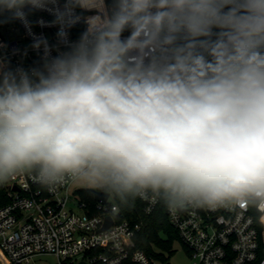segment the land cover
<instances>
[{"label":"clouds","instance_id":"obj_1","mask_svg":"<svg viewBox=\"0 0 264 264\" xmlns=\"http://www.w3.org/2000/svg\"><path fill=\"white\" fill-rule=\"evenodd\" d=\"M57 3L0 0L11 19L51 11L59 25L32 46L38 65L0 58V185L248 206L264 223V0ZM76 7L95 14L72 40Z\"/></svg>","mask_w":264,"mask_h":264},{"label":"built area","instance_id":"obj_2","mask_svg":"<svg viewBox=\"0 0 264 264\" xmlns=\"http://www.w3.org/2000/svg\"><path fill=\"white\" fill-rule=\"evenodd\" d=\"M105 4L111 8L112 0ZM56 7L64 10L65 0H58ZM25 11L26 22L13 19L0 25V58L13 68L38 65L40 57L32 46L41 41L55 44L59 30L53 12ZM94 14L85 7L70 11L75 18L69 30L72 40L78 39L85 19ZM0 189L4 190L0 195V250L7 264H35L34 259L43 255L55 256V264H159L136 248L141 223L124 218L118 204L108 197L102 202L92 194L91 202L72 186L49 191L30 175L18 176ZM139 200L145 214L160 204ZM165 213L191 264H264V223L256 209L165 207ZM106 217L112 222L101 229Z\"/></svg>","mask_w":264,"mask_h":264},{"label":"trees","instance_id":"obj_3","mask_svg":"<svg viewBox=\"0 0 264 264\" xmlns=\"http://www.w3.org/2000/svg\"><path fill=\"white\" fill-rule=\"evenodd\" d=\"M14 20L8 14H0V25L11 23ZM82 197L93 202V195L89 190L82 189L77 191ZM4 190L0 189V195ZM119 206L122 216L132 223H141V229L136 233V248L145 251L159 264L168 262L167 252L171 255L175 250L173 245L179 241L176 230L169 223L165 213V206L160 203L155 211L151 214H145L142 204L137 198L133 203L125 206ZM254 264H260L256 261Z\"/></svg>","mask_w":264,"mask_h":264},{"label":"rangeland","instance_id":"obj_4","mask_svg":"<svg viewBox=\"0 0 264 264\" xmlns=\"http://www.w3.org/2000/svg\"><path fill=\"white\" fill-rule=\"evenodd\" d=\"M84 188L82 187H78V186H72V190L73 191H79L82 190ZM110 201L111 198H110ZM81 212V211H79ZM174 248V252L169 255L167 252H165V254L168 256V261L171 264H191V258L189 256L188 251L186 250V248L179 242L176 241L173 245ZM35 264H55L56 263V257L53 255H43L40 257H36L34 259ZM0 264H7V261L5 260L2 252L0 251Z\"/></svg>","mask_w":264,"mask_h":264},{"label":"water","instance_id":"obj_5","mask_svg":"<svg viewBox=\"0 0 264 264\" xmlns=\"http://www.w3.org/2000/svg\"><path fill=\"white\" fill-rule=\"evenodd\" d=\"M93 195H94V198L96 200H98V201L104 202L107 199V197L101 192H96ZM111 222H112L111 218L110 217H106V221H105V223H104V225H103V227L101 229L107 228L111 224ZM79 264H84V262H81ZM165 264H171V263L168 261Z\"/></svg>","mask_w":264,"mask_h":264},{"label":"bare ground","instance_id":"obj_6","mask_svg":"<svg viewBox=\"0 0 264 264\" xmlns=\"http://www.w3.org/2000/svg\"><path fill=\"white\" fill-rule=\"evenodd\" d=\"M1 251V250H0Z\"/></svg>","mask_w":264,"mask_h":264}]
</instances>
